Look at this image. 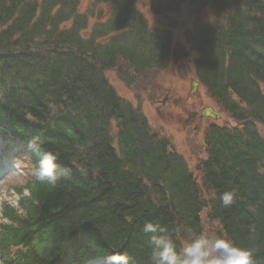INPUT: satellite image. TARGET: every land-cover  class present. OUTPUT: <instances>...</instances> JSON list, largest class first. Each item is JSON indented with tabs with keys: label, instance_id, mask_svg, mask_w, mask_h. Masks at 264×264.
<instances>
[{
	"label": "trees",
	"instance_id": "16d2710c",
	"mask_svg": "<svg viewBox=\"0 0 264 264\" xmlns=\"http://www.w3.org/2000/svg\"><path fill=\"white\" fill-rule=\"evenodd\" d=\"M79 2L0 0V142L20 148L28 173L14 189L18 208L1 207L0 264H84L120 253L149 264L147 222L165 227L178 248L203 233L199 190L216 236L264 264V0L150 4L155 15L213 10V22L198 21L187 39L200 86L237 127L205 129L196 174L107 77L131 88L134 75L165 70L170 32L150 29L135 0H93L110 10L89 29L92 13H80ZM48 151L67 172L55 186L33 175ZM229 191L234 202L224 207Z\"/></svg>",
	"mask_w": 264,
	"mask_h": 264
},
{
	"label": "rangeland",
	"instance_id": "374dc122",
	"mask_svg": "<svg viewBox=\"0 0 264 264\" xmlns=\"http://www.w3.org/2000/svg\"><path fill=\"white\" fill-rule=\"evenodd\" d=\"M154 1L135 0V10L146 21L150 29L170 32L172 43L166 69L160 72L154 71L134 75V84L131 88H127L118 81L114 72H110L107 77L109 83L115 88L121 98L140 108L152 133L158 138H166L170 142L173 151L181 155L186 160L189 169L196 174V168L205 158L204 147L202 145L204 130L200 132L198 137L193 138L190 130H182L180 123L176 121L175 113L171 110L172 107L170 105L162 114L156 110V105L152 100H159L165 89H169L173 93L178 91L179 88L186 90L189 81L196 78L193 68L195 54L190 48L187 37L198 21L205 24L213 22V10L207 7L202 9L199 14H196L192 7L183 5L176 13L155 15L150 10V4ZM92 2L93 0H80L78 7L80 13H92L89 29L97 21L104 22L110 10V6L108 5L92 8ZM199 94L202 97L200 100L205 105L212 107L214 111L220 114L219 120L210 121V124L227 128L237 127V124L209 99L202 86H199ZM168 114H171L173 118L168 117ZM259 132L264 136L262 128H259ZM2 151L4 149L1 147L0 169H2V164L5 162L1 161L3 160L1 159L3 156ZM7 160L14 168L0 179V210L2 203L17 207L18 197L13 193V190L21 187L28 179L26 167L23 166L19 159L17 164L12 159ZM203 198L207 200L205 196ZM202 210V232L210 236H216L220 228L216 223L208 222L206 219V208Z\"/></svg>",
	"mask_w": 264,
	"mask_h": 264
},
{
	"label": "clouds",
	"instance_id": "9594fccd",
	"mask_svg": "<svg viewBox=\"0 0 264 264\" xmlns=\"http://www.w3.org/2000/svg\"><path fill=\"white\" fill-rule=\"evenodd\" d=\"M29 147L38 149L39 141L30 140ZM57 159L53 152H43L33 171L35 180L55 186L67 174L60 170ZM234 196L233 191L223 193L220 197L222 205L231 206ZM143 232L151 234L149 264H255L251 249L238 246L227 237L205 233L189 235L186 243L178 248L168 230L158 223L147 222ZM106 264H129V257L126 253L113 254L106 258Z\"/></svg>",
	"mask_w": 264,
	"mask_h": 264
},
{
	"label": "flooded vegetation",
	"instance_id": "af4514ba",
	"mask_svg": "<svg viewBox=\"0 0 264 264\" xmlns=\"http://www.w3.org/2000/svg\"><path fill=\"white\" fill-rule=\"evenodd\" d=\"M160 97L159 100H152L156 105V110L163 114L170 105L182 130H190L193 138L198 137L200 132L210 125L211 118L203 117L202 112L205 108L212 107H208L200 100L202 97L199 94L198 82L194 85L193 81L190 80L186 90L179 88L174 93L165 89ZM168 117L173 118L171 114H168Z\"/></svg>",
	"mask_w": 264,
	"mask_h": 264
},
{
	"label": "water",
	"instance_id": "95a60500",
	"mask_svg": "<svg viewBox=\"0 0 264 264\" xmlns=\"http://www.w3.org/2000/svg\"><path fill=\"white\" fill-rule=\"evenodd\" d=\"M197 81H193V84L195 85ZM203 117H210L212 120L217 121L220 118V115L213 111L211 108H205L202 112ZM199 196H200V204L202 207L206 208L207 207V202L203 198V192L199 190Z\"/></svg>",
	"mask_w": 264,
	"mask_h": 264
}]
</instances>
